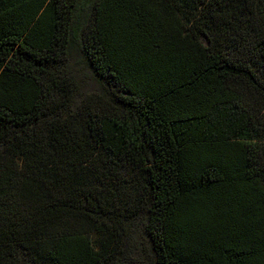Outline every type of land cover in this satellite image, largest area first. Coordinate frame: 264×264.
I'll list each match as a JSON object with an SVG mask.
<instances>
[{"label":"trees","instance_id":"trees-1","mask_svg":"<svg viewBox=\"0 0 264 264\" xmlns=\"http://www.w3.org/2000/svg\"><path fill=\"white\" fill-rule=\"evenodd\" d=\"M137 221L153 264H264V0H0V264H122Z\"/></svg>","mask_w":264,"mask_h":264},{"label":"rangeland","instance_id":"rangeland-1","mask_svg":"<svg viewBox=\"0 0 264 264\" xmlns=\"http://www.w3.org/2000/svg\"><path fill=\"white\" fill-rule=\"evenodd\" d=\"M61 73L73 79L76 84V105L79 104L85 95L98 94L100 92L91 70L84 62L77 39L70 46L67 60L61 66ZM123 251L122 264H153L149 241L143 233L141 222L137 221L131 227Z\"/></svg>","mask_w":264,"mask_h":264}]
</instances>
